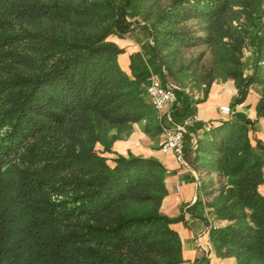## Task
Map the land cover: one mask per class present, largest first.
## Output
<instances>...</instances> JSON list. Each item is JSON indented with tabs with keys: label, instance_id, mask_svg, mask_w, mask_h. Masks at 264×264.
Masks as SVG:
<instances>
[{
	"label": "trees",
	"instance_id": "obj_1",
	"mask_svg": "<svg viewBox=\"0 0 264 264\" xmlns=\"http://www.w3.org/2000/svg\"><path fill=\"white\" fill-rule=\"evenodd\" d=\"M158 1L141 0L142 20L165 81L181 87L190 76L191 65L175 64L176 46L212 45L204 99L218 76L235 81L232 109L261 85L264 118V0H172L155 10ZM134 23L115 0H0V264L184 261L173 226L181 216L162 210L164 165L114 149L136 122L162 132L146 78L121 67L124 49L109 39ZM253 123L233 112L196 141L198 168L222 184L202 183L219 222L209 237L234 264H264V140Z\"/></svg>",
	"mask_w": 264,
	"mask_h": 264
},
{
	"label": "crops",
	"instance_id": "obj_2",
	"mask_svg": "<svg viewBox=\"0 0 264 264\" xmlns=\"http://www.w3.org/2000/svg\"><path fill=\"white\" fill-rule=\"evenodd\" d=\"M115 1L121 6L126 5L128 17L135 21L132 30L125 36L109 37L124 49L118 57L121 67L128 73L136 72L146 78L147 82L154 78L165 81L164 67L154 53L148 24L142 20L141 0ZM237 93L238 89L232 79L214 81L205 99L203 90L194 92L189 88H180L178 102L167 106L162 112L157 111L162 125L160 134L151 136L146 133L143 129L146 122L144 120L134 123L130 135L114 143V149L120 153L132 152L155 157L164 165L167 195L162 210L172 217L181 216V220L173 224L183 241L184 261L181 264L235 263V257L218 255L209 237L208 225L209 222L212 223V208L207 204L210 200L207 193L210 187L204 188L202 183L214 180L216 185L219 182L216 172L208 173L198 168L196 141L210 124L228 118L222 115L220 106H231ZM259 96L252 86L246 101L238 104L233 111L242 119H252L254 123L251 133L264 140V118H258L256 109ZM186 118H191L193 122L187 127L183 159H180L172 151H162L161 142L165 127L177 126ZM260 191L264 194V184L260 185Z\"/></svg>",
	"mask_w": 264,
	"mask_h": 264
},
{
	"label": "rangeland",
	"instance_id": "obj_3",
	"mask_svg": "<svg viewBox=\"0 0 264 264\" xmlns=\"http://www.w3.org/2000/svg\"><path fill=\"white\" fill-rule=\"evenodd\" d=\"M172 0H160L153 5V8L156 10L161 7H165L169 4ZM243 18L241 19V21ZM234 24H238V21H234ZM190 28H196L194 30H198V21L197 19L189 22ZM202 34V33H201ZM176 52L174 54V61L176 65L184 64V65H191L190 69V76L186 79L185 84H181V88H189L191 91L200 92L205 88L203 82L209 79V74L211 69L216 65L218 56H217V49L216 47L208 44H199V45H179L176 46ZM251 49L250 47L244 48V56L243 61L245 62L246 72H250V60H251ZM225 80L222 76H218L215 81ZM177 84V81H175ZM178 85V84H177ZM185 85V86H184ZM253 89L256 93L262 89L261 85H253ZM257 95V94H256ZM230 117V116H227ZM221 183H217L214 185V188L218 189L221 187ZM211 224L209 222V227L211 225L217 224L219 222L216 221L214 223L213 217H211ZM208 227V229H209ZM214 250L216 248L213 246ZM217 251V250H216Z\"/></svg>",
	"mask_w": 264,
	"mask_h": 264
},
{
	"label": "built area",
	"instance_id": "obj_4",
	"mask_svg": "<svg viewBox=\"0 0 264 264\" xmlns=\"http://www.w3.org/2000/svg\"><path fill=\"white\" fill-rule=\"evenodd\" d=\"M180 86L174 83H167L160 79H151L147 83L149 98L158 112H162L167 106L175 105L178 102V92ZM223 116H231L233 109L229 104L220 106ZM193 122L191 118H186L183 123L174 127H165L161 149L164 152H174L180 159H183L184 142L187 136V127Z\"/></svg>",
	"mask_w": 264,
	"mask_h": 264
}]
</instances>
